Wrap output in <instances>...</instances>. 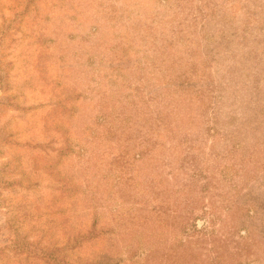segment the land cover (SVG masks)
<instances>
[{
    "label": "rangeland",
    "instance_id": "obj_1",
    "mask_svg": "<svg viewBox=\"0 0 264 264\" xmlns=\"http://www.w3.org/2000/svg\"><path fill=\"white\" fill-rule=\"evenodd\" d=\"M0 80V264H184L198 234L172 237L178 212L244 243L236 264H264V0H0ZM134 100L149 150L119 184L117 147L87 135L104 102ZM172 172L194 191L172 197Z\"/></svg>",
    "mask_w": 264,
    "mask_h": 264
},
{
    "label": "trees",
    "instance_id": "obj_2",
    "mask_svg": "<svg viewBox=\"0 0 264 264\" xmlns=\"http://www.w3.org/2000/svg\"><path fill=\"white\" fill-rule=\"evenodd\" d=\"M50 103V105H52V108L51 111L48 113V116H46L43 121L44 132H42V134H46L53 140H55L57 137L58 140V135H55L58 134L59 127L56 124L52 126L55 122L53 120H50V117L60 115L61 109L65 106V102L59 99L55 101H50ZM106 103H108V105ZM138 105H141L138 100L130 101L126 104L121 105L120 109L116 111L115 109H113L115 107L114 105L110 106L108 101L104 102V104H102L99 108L101 112L97 116L93 133L87 135L88 138L91 137L93 139L90 140L89 145L96 147L101 153H105L106 150L112 151L117 147V154L112 155L110 165H112L113 169L117 171L115 173L117 174V177L120 180L119 184L123 183L121 180L124 178L125 175L127 176V174H130L129 179H132V182L133 180H135V178L139 176V170L137 169V167L131 168V163L129 162V151L134 149L137 150L133 153L132 158L138 161L139 159L145 157V155L148 154L149 150L144 146V142H146V140L144 139L145 134H143L142 132L145 125L142 121L143 118L141 115H145V113L144 109ZM138 118H141V120L137 121ZM163 122L164 120L160 117V124L158 127H164L167 129V124ZM47 130H51L53 131V133L49 134ZM64 133H67V131H64ZM159 134L160 133H158V135ZM103 146L105 147L103 148ZM63 150H68V147L63 148L61 151ZM181 172L184 174L183 171ZM195 177H203L205 179H209L211 175H204L201 171L199 173L194 172L190 175V178ZM172 181V197L177 194L178 198H180V195L178 194H180L181 192L190 193L194 191L195 185L193 184L192 180L190 182L187 181L186 183L182 184L181 187H179V184L176 181V174L172 172ZM208 183H210V181H208ZM135 185L136 183L128 185L124 182V185L122 184L117 186L116 193L121 194L120 196H125L129 199H132L133 197H135L134 191H137V187H135ZM174 185L176 187H174ZM208 185L209 184H206L203 189L207 191ZM225 193L226 192L221 194L223 195ZM219 195V192H216V196ZM184 196L185 206L183 207V209L198 204L197 201H199V198H197L196 196L193 199H190L188 194H185ZM211 203L213 204V201H211ZM211 211V213H213L215 211V207H212ZM178 213H180L179 216L172 213V237H174L176 229L185 232V234L190 238H193L194 231H196L198 234V239H196L194 242H192L191 239H188L186 244H182L184 246V248L182 249V252L184 251L182 256L184 264H186V259L188 260V263L190 262L191 252L196 250L197 247L200 246L202 243L210 244L209 253L212 252L213 254L212 258L208 259L207 262L205 261V264H236L237 260L242 258V256H244V254L246 253V245L244 243H241L240 245V242H234L229 240L228 238H224L223 240L220 239V237L217 235V232L220 229L218 228L215 231L214 219L210 221L211 226L213 228L211 229V232L206 233V226H204V229H202L201 231L192 230L190 232L188 230L187 218L185 216H182V212ZM183 213L187 214L186 212ZM177 218H181V220L179 221L177 220ZM232 228L233 229L228 230V232L234 231L235 233V227L232 226ZM174 247H176V243L172 241V253L176 252V249Z\"/></svg>",
    "mask_w": 264,
    "mask_h": 264
}]
</instances>
